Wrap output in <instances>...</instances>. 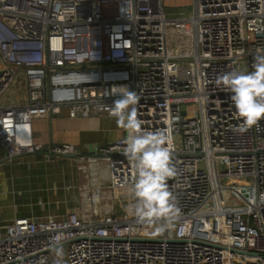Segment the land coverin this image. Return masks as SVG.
<instances>
[{
    "label": "built area",
    "instance_id": "2783aa9c",
    "mask_svg": "<svg viewBox=\"0 0 264 264\" xmlns=\"http://www.w3.org/2000/svg\"><path fill=\"white\" fill-rule=\"evenodd\" d=\"M183 21L171 39L179 21L164 0H0V102L13 86L26 99L0 103L6 159L44 151L37 118L115 117L126 86L140 97L141 130L167 136L179 209L155 222L127 210L137 178L129 130L88 152L51 144L47 158L76 155L88 179L80 209L3 225L0 264H264V119L245 125L219 79L264 55V0H195Z\"/></svg>",
    "mask_w": 264,
    "mask_h": 264
},
{
    "label": "crops",
    "instance_id": "0c3cea01",
    "mask_svg": "<svg viewBox=\"0 0 264 264\" xmlns=\"http://www.w3.org/2000/svg\"><path fill=\"white\" fill-rule=\"evenodd\" d=\"M194 5L195 0H164L167 18L179 21L168 30L171 39L174 26L186 28L183 19L192 13ZM22 91H25V87L17 88V94L9 103L25 102L26 99L21 97ZM10 94L8 92L5 98ZM33 130L36 143H40L44 151L9 162L5 151L0 148V232L4 230L3 225L20 215L39 217L80 209L78 188L88 179L77 169L76 172L70 169L75 162L72 158H47L46 151L51 144L70 143L88 152L94 150L96 145L126 134L123 127L117 126L116 117L94 116L72 120L66 111L53 119L37 118ZM67 160L70 161L68 169L64 165V162L68 163ZM69 185L73 188L68 189Z\"/></svg>",
    "mask_w": 264,
    "mask_h": 264
},
{
    "label": "clouds",
    "instance_id": "9594fccd",
    "mask_svg": "<svg viewBox=\"0 0 264 264\" xmlns=\"http://www.w3.org/2000/svg\"><path fill=\"white\" fill-rule=\"evenodd\" d=\"M252 67L250 72L233 71L219 78L230 89L236 114L248 127L264 119V55H257ZM119 87L124 90L113 100L111 115L116 117L117 126L129 130L125 155L135 160L137 174L133 186L136 202L127 210L134 212L138 221L168 218L179 209L166 183L175 175L171 151L166 146L167 136L163 132L141 130L135 107L140 97L126 86ZM163 230V225L155 228V231Z\"/></svg>",
    "mask_w": 264,
    "mask_h": 264
},
{
    "label": "rangeland",
    "instance_id": "374dc122",
    "mask_svg": "<svg viewBox=\"0 0 264 264\" xmlns=\"http://www.w3.org/2000/svg\"><path fill=\"white\" fill-rule=\"evenodd\" d=\"M175 60H178V59H175ZM243 72H247V70H244ZM14 88V89H13ZM11 89H13L11 92H10V90ZM11 89H9L8 91H7V94H8V92L9 93H11L10 95H9V97H7V98H5L4 100H2L0 103H2V104H8L9 102H11L12 100H13V98H14V96L17 94V87H15V86H13V87H11ZM23 100H25V99H23ZM68 161V160H67ZM64 165H65V167L68 169V166L70 165V161H68V163L66 164V162H64ZM70 169H74L75 170V172H76V169H77V167H76V163L75 162H73V166H72V168H70ZM217 170L218 171H220L221 170V168L218 166L217 167ZM69 178H71V176L69 175L68 176ZM223 184H224V182L223 181H221ZM220 182V183H221ZM206 201V206H211V205H213L214 204V195H213V187L211 186V189H210V191H209V194H208V196H207V198L205 199ZM116 206H117V211H118V213H120V214H123L124 213V204H123V202L121 201V200H119V201H117L116 202Z\"/></svg>",
    "mask_w": 264,
    "mask_h": 264
},
{
    "label": "water",
    "instance_id": "95a60500",
    "mask_svg": "<svg viewBox=\"0 0 264 264\" xmlns=\"http://www.w3.org/2000/svg\"><path fill=\"white\" fill-rule=\"evenodd\" d=\"M186 113V111H183V114H185ZM76 155H67L66 157H70V158H72V157H75Z\"/></svg>",
    "mask_w": 264,
    "mask_h": 264
}]
</instances>
